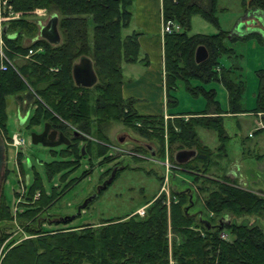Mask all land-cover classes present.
Masks as SVG:
<instances>
[{
	"label": "trees",
	"instance_id": "trees-1",
	"mask_svg": "<svg viewBox=\"0 0 264 264\" xmlns=\"http://www.w3.org/2000/svg\"><path fill=\"white\" fill-rule=\"evenodd\" d=\"M7 2L20 16L8 23V32L3 37L6 46L4 53L9 63L5 69L0 70V126L6 130L9 99L25 96L26 102L32 99L27 107L33 108L28 125L49 123L52 128L70 136V143L59 151V155L61 158L72 157L73 160L68 158L44 163L47 176L52 177L64 171L76 159L84 156L79 146L81 141L82 144L86 143V153L93 146L96 153L101 155L104 147L100 144L94 146L91 140L81 136L92 132V115L99 123L109 118L121 120L145 138L162 140V114L138 113L134 107L135 99L124 98L121 93V63L142 60L139 33L124 31L132 19L130 6L133 0ZM242 4L246 9L264 11V0H242ZM38 9L58 15V44H50L37 35L38 20L26 19ZM195 14L211 22L218 31L213 34H188L191 17ZM216 14L217 0H161L163 24L175 21L181 27V30L163 34L166 107L171 110L178 104L173 94L178 81L185 83L186 90L192 96L201 94L205 100L202 110L192 112L200 113L198 117H191L187 121L176 119L174 127L178 130L173 125L168 126L170 142L179 143L177 149L195 150V156L182 165L191 169L202 167L203 170L211 162L208 148L196 138V125L215 130L221 148H224L228 137L221 118L224 111L215 89H206L199 84L193 86L191 80L221 83L227 92L229 112L241 111L244 80L240 76L236 78L234 74L226 75L223 67L222 73L216 68L221 66L222 55L234 53L233 49L228 50L227 42L246 40L249 37L264 42L260 32L234 31L231 34V31L222 30ZM24 38H28L30 43L23 44ZM199 45L207 49L208 57L196 63L194 52ZM39 47L41 51L25 58L29 49L36 50ZM81 56L92 60L97 77L92 87L74 83L72 66ZM17 58L25 61L20 62ZM256 75L258 88L254 110L264 112V69H258ZM91 134L97 139L107 140L99 129ZM205 180L216 184L217 189L204 197V206L200 212H191L189 194L178 192L174 194L176 202H171L169 207L161 199H156L142 218L107 219L98 227L84 224L80 231H52L42 227L34 228L41 214L55 202L53 186L47 193L39 175L35 173L32 182L25 183L24 179L27 202L17 213L25 230L34 236L9 247L0 264H169V256L175 264H264V231L260 226L231 222L224 224L222 221L216 224V218L223 215H258L264 209V198L241 188L225 175L221 182ZM36 190L39 196L34 199ZM210 212L212 216L209 217ZM9 215V206L3 195L0 201V220L8 219ZM225 227L233 234L230 241L218 236ZM168 230L173 234L171 246L167 237ZM1 240L3 237L0 236Z\"/></svg>",
	"mask_w": 264,
	"mask_h": 264
},
{
	"label": "rangeland",
	"instance_id": "rangeland-1",
	"mask_svg": "<svg viewBox=\"0 0 264 264\" xmlns=\"http://www.w3.org/2000/svg\"><path fill=\"white\" fill-rule=\"evenodd\" d=\"M4 10L7 9H4L0 2V11ZM38 10L26 19L39 20L44 24L52 13L45 9ZM251 13L253 10L246 9L242 0H217L216 15L220 28L231 31V34L233 30L230 29L237 16L244 15L243 20L248 17L256 19V16H251ZM170 23L175 31L181 30L177 22ZM161 24V32L164 34L165 25L163 22ZM133 25L131 19L129 27L124 30L125 33L134 31ZM11 31L9 30V32ZM217 31L218 29L211 22L200 15L195 14L191 17L188 34H213ZM22 43L29 44L30 41L28 38H24ZM5 47L4 43L3 52ZM227 48L228 50L233 49L234 53L229 52L222 55L220 57L221 66H217L216 70L220 73L224 69L226 75L234 74L236 78L240 76L244 80L245 89L241 111L229 112L228 104L226 106V90L221 83L215 81L201 83L191 80L193 86L199 84L206 89L214 88L220 106H226L225 108L221 107L224 111L221 115L222 124L225 134L228 136L223 145L224 148L220 147L221 141L215 130L200 125L194 127L198 142L206 146L210 152L211 162L206 164L203 170L202 167L191 169L187 168L189 166L182 167L184 163H176L174 154L181 149H177L179 143L170 142L168 135V126L173 125L174 127L176 119L182 118L187 121L191 117H198L200 113H192L199 109H196V105L204 108V97L201 94L192 96L186 90L183 81L177 82V89L173 92L178 104L171 109L172 111L167 109L165 100L166 110L162 113L161 141L157 138H145L139 135L137 130H133L121 120L109 118L99 123L92 115L91 133L99 129L107 140L97 139L91 133L89 135L79 134L85 139L91 140L94 146L100 144L105 149L103 148L104 150L99 155L92 146L90 152L86 153V143L82 144L81 141L79 146L83 147L84 156L76 159L71 167L52 177L47 176L44 163L60 159L68 160V158L73 160L72 157L61 158L59 155V151L66 148L67 145L47 147L41 144H32L30 133L40 132L44 122L35 126L28 125L33 108L27 106L32 102V99L26 102L25 96L23 98L11 97L7 106L6 130L0 126V136L5 146L4 179L0 190V201L4 195L10 211L8 219L0 220V236L3 237V240L0 241V261L9 247L34 236L25 230L24 225L17 218V213L23 209L22 205L27 202V187L24 184L32 182L35 173L39 175L47 193L53 186L55 202L41 214L34 228L42 227L52 231L57 229L80 231L84 224L98 227L107 219L142 218L156 199H161L169 207L171 202H176L177 198L174 194L178 192H187L191 202V212H200L204 206V197L208 196L210 191L217 189L216 184L205 179L221 182L224 175L234 180L241 188L253 191L264 198V112L254 110V94L258 88L256 71L260 68L264 69V42L261 43L256 38L249 37L246 40L227 42ZM19 58L17 60H20ZM140 59L142 60L134 63H121L122 80L123 68H129L127 67L129 64H136L139 67H133L134 70L143 69L148 65V56L142 49ZM23 61L25 60H20V62ZM162 74L164 85V63ZM174 111H178V113ZM23 117H25V121L20 124V118ZM174 129L178 130L176 126ZM14 134L22 137L24 142L15 144L12 138ZM67 137L71 140L68 134ZM82 139L84 140V138ZM152 151H154V155L151 154ZM234 159L239 163V174L237 173L236 178L229 174L231 169H235ZM114 168H116V172L113 180L102 188V184L110 177ZM240 179L244 181L241 184L238 182ZM94 194H96L95 198L78 211L83 202ZM38 196L39 192L36 190L33 198H38ZM142 209L144 215L139 214ZM71 216H73L72 219L63 221ZM208 216H212V213L210 212ZM219 221L224 224L231 222L249 226L257 225L264 231V209L258 215L241 217L223 215L216 218V224ZM218 236L228 241L233 239V234L227 227L223 228ZM167 237L171 246L173 234L169 230ZM169 264H175L171 256H169Z\"/></svg>",
	"mask_w": 264,
	"mask_h": 264
},
{
	"label": "crops",
	"instance_id": "crops-1",
	"mask_svg": "<svg viewBox=\"0 0 264 264\" xmlns=\"http://www.w3.org/2000/svg\"><path fill=\"white\" fill-rule=\"evenodd\" d=\"M130 10L134 31L139 33L138 41L140 47L148 56V65L143 69L137 70H134L135 67H138L136 64H129L127 66L129 68H123L121 93L124 98L132 97L135 99L134 107L138 113L144 115L162 114L166 110V96L162 74L163 32H161V0H133ZM251 16L261 19V22L252 31L260 32L264 37V11L253 10ZM243 18L244 15H238L234 23H232L230 30L236 31V27ZM255 94L254 98H256ZM227 104L228 98L226 92V106ZM226 106L221 105L223 108ZM201 107L200 105H196V109L199 108L196 111L202 110L203 108ZM233 164L235 169H231L229 174L236 178L237 173L239 174V163L234 159ZM238 182L241 184L244 181L240 179Z\"/></svg>",
	"mask_w": 264,
	"mask_h": 264
},
{
	"label": "water",
	"instance_id": "water-1",
	"mask_svg": "<svg viewBox=\"0 0 264 264\" xmlns=\"http://www.w3.org/2000/svg\"><path fill=\"white\" fill-rule=\"evenodd\" d=\"M58 15L53 13L47 19V21L42 24L39 20L37 24L39 25L38 36L44 40H46L50 44H58L60 42V33L58 29ZM257 22H261L260 18H251L248 17L242 20L239 25L236 27V31L238 32H247L255 29ZM208 57L207 49L203 45L197 46L194 52V60L196 63H200L204 61ZM72 77L74 83L78 86L82 87H92L97 80L92 60L87 56H81L77 62H75L72 66ZM25 121V117L20 118V124H23ZM30 141L32 144H41L47 147H55L60 144L68 145L70 143V139L64 135L61 131H57L52 128L49 123H43L42 130L40 132H31L30 133ZM83 153V147H81ZM154 155V151L152 153ZM196 154L195 150L192 149H181L174 154V160L176 163L181 164L189 161ZM4 167H5V146L2 137L0 136V190L2 186V181L4 179ZM116 168H114L111 172L110 177L102 184V188H104L107 184L113 180L115 176ZM96 194L87 198L83 204L78 208V211L81 208H84L89 201L95 198ZM73 216L67 217L63 219V221L67 219H72ZM205 223L209 226L208 222Z\"/></svg>",
	"mask_w": 264,
	"mask_h": 264
},
{
	"label": "built area",
	"instance_id": "built-area-1",
	"mask_svg": "<svg viewBox=\"0 0 264 264\" xmlns=\"http://www.w3.org/2000/svg\"><path fill=\"white\" fill-rule=\"evenodd\" d=\"M0 2L2 3V7H4V9L5 8L7 9V10H4L3 12L0 11V70H2V69H5L7 62L9 63V61L7 60L5 56V53L3 52L4 50L3 37L7 33L6 28H7L8 23L13 19L19 18L20 14L12 10L7 0H0ZM7 7H10V8H7ZM164 25H165L164 32H170L174 30V28L171 27V23L169 21L165 23ZM41 50H42L41 47L37 48L36 50L29 49L28 53L25 55V58H28L29 55L33 54L34 52L41 51ZM12 138L15 144H22L24 142L23 138L20 137L18 134H14ZM140 213L144 215L143 209L139 211V214Z\"/></svg>",
	"mask_w": 264,
	"mask_h": 264
}]
</instances>
